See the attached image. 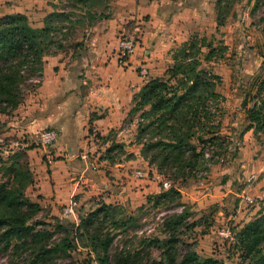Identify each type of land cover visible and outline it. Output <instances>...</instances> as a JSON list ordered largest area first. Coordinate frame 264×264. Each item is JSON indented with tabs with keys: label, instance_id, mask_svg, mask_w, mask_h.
<instances>
[{
	"label": "crops",
	"instance_id": "1",
	"mask_svg": "<svg viewBox=\"0 0 264 264\" xmlns=\"http://www.w3.org/2000/svg\"><path fill=\"white\" fill-rule=\"evenodd\" d=\"M66 1L0 0V17L20 13L28 18L32 26L42 27L48 14L72 9L65 5ZM216 2L107 0L106 8H94L92 11L97 15L103 13V17L93 23L84 16V12L77 13L75 21L81 22L69 37L74 38L66 41L62 48L43 56L39 82L32 92L25 94L17 109L19 116L14 126L18 131L28 133L30 137H35L36 133L44 129H56L59 133L53 146L36 148L39 153L30 161L28 169L33 180L27 189L30 202L38 204L41 209L57 211L67 208L74 214L73 207H85L92 196H100L102 200L95 207L101 203L113 204L114 201H109L113 197L121 199L129 196L131 187L126 184L129 181L138 186L133 188V193L139 190L138 197L142 198L147 188L141 180L125 171L119 173L117 168L105 165V158L100 159L104 149L100 151L98 137L107 136L110 132L123 134L125 129H120V126L125 123L131 130L135 126L136 132L133 134L137 133L138 124L134 118L137 114H130L133 99L147 80L163 75L172 63L173 49L195 35H211L221 30L227 22H235L233 27H241L240 19L231 20V16L237 12L246 15L250 10V1H236L230 17L222 26H217ZM78 28L82 31L79 37ZM134 32L139 33V42L128 59L127 67L122 68L115 60L117 40L122 34ZM223 32H227L226 29ZM141 66L148 69L146 80L137 72ZM239 104L242 106L243 102ZM240 139L241 168L248 171V167H252V182L241 187H236L235 182L226 192L232 190L231 194L238 201H241V196L248 195L254 198V205L248 210L249 214L240 215L241 210H235L241 218L239 224L235 223L236 230L264 214V135L255 133L253 127L245 128ZM95 145L97 157L91 160L89 154ZM251 152H255L256 158H253L251 165L246 166L247 155ZM111 169L116 174L109 173ZM110 176H116L119 181ZM208 185L203 190L205 196H212L210 191L215 195V191L221 190V185ZM206 188L209 193H206ZM220 193L223 197L212 198L207 202L222 205V200L227 201V193ZM205 196L199 203L206 200ZM219 214L220 218L226 215Z\"/></svg>",
	"mask_w": 264,
	"mask_h": 264
},
{
	"label": "rangeland",
	"instance_id": "2",
	"mask_svg": "<svg viewBox=\"0 0 264 264\" xmlns=\"http://www.w3.org/2000/svg\"><path fill=\"white\" fill-rule=\"evenodd\" d=\"M236 1L244 3L246 0L222 1V5L226 6L228 10L225 21L230 17ZM248 1H250V10L246 15L237 12L231 16V20L240 19L241 27H233L235 22L228 23L226 21L227 24H224L221 30L206 36L207 41L211 42L215 50L210 61H205L202 57V67L221 77L217 91L224 97L221 104L222 113L213 120L215 125L218 123L217 130H219L220 136L211 144L208 142L201 144L197 140H193L199 149H203L204 158L200 166L190 173L191 177L185 178V174L183 178L174 179L168 176L165 169L159 170V161L151 160L152 153L145 155L146 151L141 144V142H149V137H142L139 142L137 133L133 134L136 132L135 126L131 130L130 126L125 123L126 125L120 126V129H125L123 134L118 135V133L110 132L107 136L98 137L97 144L101 148L100 151L104 149L100 159L105 158V165L117 168L119 173L125 171L130 175L137 169H141L145 173L143 178L138 179L147 188V192L142 195V198L138 197L139 190L133 193V188H138V186L129 181L126 183L131 187L129 196H124L121 199L119 197L109 199V201H114L115 207H120L123 215L135 217V221L130 223L124 232L115 230L113 249H139L142 252L149 249L157 254L152 242L153 237H157L161 241L158 247L164 246L167 241H173L178 259L184 253L195 251L200 258L212 257L222 264L239 263V254L228 246L231 239L220 236L219 231L223 227H228L231 232L235 223L241 221L235 210L239 208L240 215L249 214L248 210H251L254 205L238 201L235 195L231 194L232 190L226 192L235 182H237L236 187L247 186L252 182L250 178L252 167L249 166L248 171L241 168L243 162H240V138L241 133L248 125V110L254 104L259 106L264 99V0ZM73 4L78 10L77 13L85 11L81 4L68 0L65 3L70 8ZM87 5L93 6V8L91 7L92 11L94 8H101L100 0H88ZM79 27L81 26L79 25ZM78 29L79 37L82 31L80 28ZM224 29L227 32H223ZM225 34H229L228 37L222 38ZM222 45L226 48H223ZM205 52L206 49H204ZM166 70L167 68L160 78L168 79V76H165ZM29 77L19 86L21 98L18 104L15 107L0 106V183H4L14 194V207L11 208V213L6 214L7 217L1 224L0 235L7 232L13 225H23L45 234L39 240H33L32 236L26 238L12 235L8 237L6 248H4L5 242H0V264H87L88 250L78 244L75 247L74 242L71 241L70 249L49 254L44 251L53 248V245L65 242L66 234L56 228L58 222L62 224L65 222L78 223L79 215H85L96 208L94 206L96 203L102 201L100 196H92L85 207L80 209L73 207L74 211H71L74 214L67 208L57 211L50 208L34 210L29 206V190L27 191L29 185L23 187L24 180L13 179L9 170L12 165L19 167L21 171H29L31 159H34L39 153L36 148L40 147L34 141V137L18 131L14 126L19 116L17 109L20 103L23 102L25 94L32 92L35 88L33 81L35 75ZM239 102H243L244 105L241 106ZM134 118L138 124L139 114ZM261 134L264 135V130ZM158 139L161 138L156 137L153 141ZM96 151L95 145L93 152L91 155L89 154L91 160L97 157ZM153 153H157V151ZM254 153L251 152L250 155H247L246 166L251 165L253 158H256ZM108 172L116 174V171L112 169ZM106 177L108 178V175ZM112 177L119 181L116 176H110L111 179ZM182 179L185 180L182 181ZM164 182L167 183L166 187L163 185ZM220 182L223 184L221 185ZM209 183L213 186L221 185L220 192L227 193L225 195L227 201L222 200V205L207 202L212 198L223 197L219 191H215V195L210 191L211 198L208 194L205 196L203 190L205 187H209ZM112 185L119 186V184ZM172 186L180 192V197H175L173 200L167 197L155 206V197L166 192ZM206 190V193H209V189L206 188ZM204 196L206 200L199 203V200L205 199ZM219 212L226 215L220 218ZM206 232L207 234H205ZM90 264L97 263L91 261Z\"/></svg>",
	"mask_w": 264,
	"mask_h": 264
},
{
	"label": "trees",
	"instance_id": "3",
	"mask_svg": "<svg viewBox=\"0 0 264 264\" xmlns=\"http://www.w3.org/2000/svg\"><path fill=\"white\" fill-rule=\"evenodd\" d=\"M81 4L85 8L84 16L89 22L103 17V13H92L88 0H69ZM217 0V26H222L227 15L226 6ZM103 8L107 0H100ZM54 11L43 20L42 27H34L28 18L20 13L0 17V106L15 107L21 98L20 84L30 75L40 77L43 56L64 46L73 35L77 24V9ZM90 24V23H89ZM223 48H226L222 45ZM204 49L206 52L204 53ZM215 48L205 36H193L181 43L171 52L172 63L167 67L165 76L149 79L141 87L133 99L130 114H139L137 136H148L150 141L141 142L146 154L152 153L151 160L159 161V170L165 169L172 178H188L197 169L204 158L203 149L194 143H214L219 139V130L214 119L219 116L223 96L217 91L221 77L202 67V57L210 61ZM248 125L254 132L264 130V99L259 106L254 104L248 110ZM217 130V131H216ZM160 137L157 141L154 138ZM157 151V153H153ZM108 158V157H106ZM13 179L24 180L23 187L33 182L30 171H21L19 167H9ZM185 179H182L184 181ZM173 200L180 197V192L170 187L166 192L157 195L154 205L165 198ZM14 194L4 183H0V226L14 207ZM31 209L39 210L40 206L29 201ZM78 223H60L57 230L66 234L65 242L53 245L44 253L56 252L71 248L77 244L87 249V264H222L212 257L200 258L195 251L182 254L178 259L173 241L164 246L157 237H153V245L157 254L152 251L142 252L139 249L112 248L115 230L125 231L135 221L132 215H123L120 207L101 203L85 215L78 216ZM232 239L229 248L239 254L238 264H264V214L246 223L242 228L231 229ZM45 233H39L23 225H13L0 235V242L7 247L8 237L32 236L39 240ZM76 242V243H75ZM113 250V251H112Z\"/></svg>",
	"mask_w": 264,
	"mask_h": 264
},
{
	"label": "built area",
	"instance_id": "4",
	"mask_svg": "<svg viewBox=\"0 0 264 264\" xmlns=\"http://www.w3.org/2000/svg\"><path fill=\"white\" fill-rule=\"evenodd\" d=\"M139 42V33L134 32L131 34H122L119 36L117 40V47L115 50V60L118 66L124 68L127 67L128 59L135 51L137 45ZM137 72L139 76L146 80L149 76L148 69L146 67H139L137 69ZM40 78V77H39ZM38 77H34L33 81L35 84L39 82ZM58 131L56 129H44L39 131L35 134L34 141L37 143V145L42 149H47L48 147H51L55 144V142L58 139ZM145 173L141 169H137L133 171L132 176L136 177L138 179L143 178ZM164 187L167 186V183H163ZM241 202L245 203H253L254 198L243 195L241 196ZM232 233L230 232V228L223 227L219 231V235L223 237H229L232 239Z\"/></svg>",
	"mask_w": 264,
	"mask_h": 264
}]
</instances>
